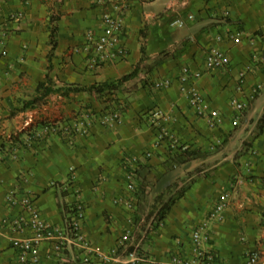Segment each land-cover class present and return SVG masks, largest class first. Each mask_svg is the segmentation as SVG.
I'll return each instance as SVG.
<instances>
[{"label": "crops", "instance_id": "0c3cea01", "mask_svg": "<svg viewBox=\"0 0 264 264\" xmlns=\"http://www.w3.org/2000/svg\"><path fill=\"white\" fill-rule=\"evenodd\" d=\"M55 1L61 18L50 61ZM106 12L124 18L129 53L89 70L86 34L100 30ZM12 14L22 16L12 20ZM177 20L184 25L174 26ZM230 34L239 35L240 43ZM2 40L7 55L0 57V146L10 147L6 139L29 127L28 120L52 123L33 134L37 142L25 135L26 144L12 152L0 148V264H18L15 242L32 234L17 227L23 207L10 199L24 194L60 227L67 210L82 200L84 232L101 258L88 264H122L106 258L114 248L122 254L139 249L152 260L145 264L191 259L192 232L206 221V249L215 264H247L253 252L264 264V0H0ZM212 47L230 56L228 68H205ZM186 66L202 74L187 86L202 94L208 112L220 113L218 125L199 115L182 91ZM136 67L138 75L110 94L52 95L40 108L19 111L48 75L57 85L88 88ZM161 80L170 86L157 89ZM115 103L124 105L122 123L101 125L98 118ZM236 103L246 105L241 113ZM76 113L91 123L87 134L71 135ZM132 159L140 162L135 211L121 202ZM226 193L223 216L212 220ZM37 258L33 264H87L77 249L55 253L48 242Z\"/></svg>", "mask_w": 264, "mask_h": 264}, {"label": "built area", "instance_id": "2783aa9c", "mask_svg": "<svg viewBox=\"0 0 264 264\" xmlns=\"http://www.w3.org/2000/svg\"><path fill=\"white\" fill-rule=\"evenodd\" d=\"M22 14H12L11 19H20ZM193 20V16L188 17ZM101 26L99 31H89L86 34V59L85 64L87 69L94 70L109 62H116L123 60L128 56V48L126 47L123 35L125 30L124 18L120 16H114L108 12L103 13L100 17ZM185 23L184 20H177L173 23L174 26L181 27ZM229 37L235 42L240 43L241 38L239 35L230 34ZM218 40H222V37H218ZM7 55V49L5 46V40L0 43V57ZM231 64L230 56L222 50L220 47H212L208 50L205 58V68L209 71L215 69L228 68ZM201 73L192 71L189 67H183L180 82L182 84V91L186 95L190 105H192L198 114L206 117L211 125H218L220 121V113L217 111L208 112L203 107V96L196 90L194 85L187 86L189 82L196 81L201 77ZM170 86V82L167 80H161L156 82L155 87L157 89H165ZM114 108L103 113L98 119L101 125L105 127H116L122 123V108L124 105L115 103ZM235 110L241 113L246 105L242 103H236L234 105ZM160 114H153L155 119ZM75 121V120H74ZM73 121V122H74ZM31 120L26 121L25 126H29ZM91 123L78 117L76 122L70 127L63 128L65 131L72 132L71 135L87 134L90 129ZM47 130H50V126H47ZM131 165L127 166L128 183L126 185V196L123 197L121 202L131 211H135V197L134 194L137 188L138 178V165L140 162L138 159L130 160ZM73 172V169L72 171ZM12 201L20 204L23 207L22 216L16 222V225L20 229L31 231V236L21 242L16 241L15 246L19 249L18 264H33L37 261V251L40 245L44 242H48L52 245L55 253H62L63 251L71 248L77 249L79 255L84 263H91L92 259H101L98 254L93 251L91 241L88 239L87 234L84 232V222L86 219V206L80 200L79 207L76 212L67 219H65L64 227L56 226L46 221L40 210L35 204V200L32 196L25 195L18 199L17 195H14V199L10 197ZM229 194H224L219 200L218 204L212 211L211 219L218 220L223 216L225 209L228 206ZM118 202V201H116ZM209 222L203 223L198 229L192 232V240L194 244L195 256L191 259H182L178 256L173 257L171 264H215V256L212 252L206 249V245L211 239V232L209 231ZM127 238V237H126ZM125 238V239H126ZM118 247H123V243ZM125 247V246H124ZM117 258L122 264H145L152 263L150 256L144 254L139 249L134 251H128L126 254L119 252L118 248H114L110 255L106 258ZM105 259V258H103ZM247 264H260L259 255L255 252L251 253L248 257Z\"/></svg>", "mask_w": 264, "mask_h": 264}, {"label": "trees", "instance_id": "16d2710c", "mask_svg": "<svg viewBox=\"0 0 264 264\" xmlns=\"http://www.w3.org/2000/svg\"><path fill=\"white\" fill-rule=\"evenodd\" d=\"M58 5L59 2L55 1L53 5L54 7H51L52 11H51L50 20L52 26H51V40H50L51 50L49 53L50 61L53 56L54 50L57 47L56 33L58 31V22L61 18V14L56 11ZM142 52L143 54H145V47L143 44H142ZM49 68H51V66ZM138 72H139V67H136L131 73L121 77L120 79L113 81H106L102 83H96L88 88L82 87L79 84L57 85V83L48 75L46 81L38 84L33 98L27 101H22V106L19 111L25 112L27 110L40 108L41 106L46 105L48 103V100L52 95H59L63 98H70L72 94H77L80 92L94 93L99 96L110 94L111 92L118 90L125 82L135 78L138 75ZM108 101L109 99L106 102ZM77 115H78L77 113L74 114L72 116V119L76 121ZM49 122H50L49 120L37 121L35 123L30 124L29 127L23 129L21 132H18L17 134H11L9 138L6 139L10 147H7L5 144H2L0 148L1 149L6 148L8 149L9 152H12V150L16 147V145L26 144L24 138L25 135L30 136L37 133V131L42 130V128L46 125V123ZM262 127H264V118L262 119ZM37 139H34V142L35 141L37 142ZM76 210H77L76 207L69 208L67 210L68 213L66 214L65 219H67L68 216L74 214Z\"/></svg>", "mask_w": 264, "mask_h": 264}, {"label": "rangeland", "instance_id": "374dc122", "mask_svg": "<svg viewBox=\"0 0 264 264\" xmlns=\"http://www.w3.org/2000/svg\"><path fill=\"white\" fill-rule=\"evenodd\" d=\"M74 120V119H73ZM41 135V134H40ZM32 138H31V140H34V139H36L37 137H39V136H37V135H33V136H31Z\"/></svg>", "mask_w": 264, "mask_h": 264}]
</instances>
